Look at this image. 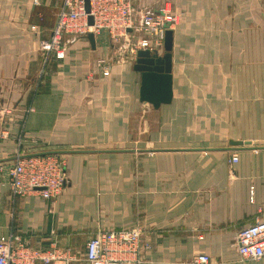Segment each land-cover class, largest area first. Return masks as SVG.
<instances>
[{
	"label": "crops",
	"instance_id": "0c3cea01",
	"mask_svg": "<svg viewBox=\"0 0 264 264\" xmlns=\"http://www.w3.org/2000/svg\"><path fill=\"white\" fill-rule=\"evenodd\" d=\"M130 2L138 39L145 11L168 3L177 13L172 98L157 108L139 99L135 57L109 64L106 34L93 46L63 35L61 58L41 49L63 0H0V239L18 234L88 264L90 237L138 228L148 244L141 264H192L201 253L207 264H264L240 259L235 245L239 230L264 219V148L229 149V140L264 145V0ZM182 106L188 141L158 126ZM146 133L152 145L134 147ZM117 148L135 151L55 154L65 182L52 199L10 191L15 156Z\"/></svg>",
	"mask_w": 264,
	"mask_h": 264
},
{
	"label": "built area",
	"instance_id": "2783aa9c",
	"mask_svg": "<svg viewBox=\"0 0 264 264\" xmlns=\"http://www.w3.org/2000/svg\"><path fill=\"white\" fill-rule=\"evenodd\" d=\"M170 4H162L157 11H145L139 18L138 28L144 37L136 39L130 47L133 57L138 49L162 50L164 32L175 21ZM93 23L87 22L83 0H63L49 39L41 44L44 51L55 50L57 58L63 57L62 37L74 38L93 33L106 34L112 42H122L135 27L134 9L130 0H90ZM34 28V27H32ZM120 48H118V51ZM104 62V59H100ZM108 71L105 70L104 74ZM58 155L44 154L17 158L8 167V181L14 196H28L38 192L44 199L56 197L65 182L63 163ZM238 160L231 154L229 162ZM250 192H252L250 190ZM141 230L127 228L101 231L90 237L85 246L88 264H141L139 252ZM237 252L243 260H256L264 256V219L255 220L239 230L235 237ZM73 254L55 248L42 250L27 244L18 234L11 233L0 239V264H69ZM209 256L201 253L194 257L193 264H207Z\"/></svg>",
	"mask_w": 264,
	"mask_h": 264
},
{
	"label": "water",
	"instance_id": "95a60500",
	"mask_svg": "<svg viewBox=\"0 0 264 264\" xmlns=\"http://www.w3.org/2000/svg\"><path fill=\"white\" fill-rule=\"evenodd\" d=\"M84 10L87 13L88 24L93 23L90 14V0H83ZM87 37L91 45H94L93 33H88ZM171 50H172V29L167 28L164 32L162 53L157 49L141 48L138 49L133 63V69L140 72L139 99L151 104L154 108L161 104L169 103L172 98V74H171ZM229 149L242 148H264V145H252L248 140H229ZM138 151H151L152 149H136ZM129 152L135 151L132 148L117 149H64L46 150L28 154H20L14 158H23L44 154H59L67 152Z\"/></svg>",
	"mask_w": 264,
	"mask_h": 264
},
{
	"label": "rangeland",
	"instance_id": "374dc122",
	"mask_svg": "<svg viewBox=\"0 0 264 264\" xmlns=\"http://www.w3.org/2000/svg\"><path fill=\"white\" fill-rule=\"evenodd\" d=\"M165 4V3H164ZM168 4V3H166ZM172 13V12H171ZM174 14L175 16V21L172 23V25H174L177 21V13H172ZM172 27V26H171ZM103 35H105L103 33ZM138 39L135 37V33H130L128 35V37L122 41V42H112L110 41L109 43V49L111 51L110 53V57L108 58V62L109 64H118V63H129L130 61H132V59L134 58L132 53H131V50H130V47L133 45V42ZM118 48H120V50L118 51ZM162 51V50H161ZM191 118V113L190 111L187 109L186 106H182L181 109L179 110H173L171 114H168L166 120L163 118V121L165 122H168L170 123L171 125H165L164 123H158V126L160 127L161 125L165 128V130H172L173 131V137L174 138H178L179 141H183V140H186L188 141L189 140V137L187 139H185V137L188 136L187 132H189V120ZM144 121L142 122V127L144 126ZM131 127H132V130H133V123H131ZM158 127V128H159ZM172 128V129H171ZM152 129H157V128H152ZM134 135V131L132 132L131 136ZM141 141L139 142H133V146L134 147H150L152 144H150V142H154V141H151V140H148V134H143L141 136ZM172 140V139H171ZM170 140V141H171ZM174 141V140H172ZM56 158H60V157H56ZM144 243V241L141 240V244ZM148 248V244H147V247H145L144 245L141 246V249H140V252H139V260L140 262L142 263L141 261V254L142 252ZM198 255V254H197ZM196 256V255H195ZM193 256L191 258V263L193 264V259L194 257ZM240 259L241 257L238 256ZM210 259V258H209Z\"/></svg>",
	"mask_w": 264,
	"mask_h": 264
}]
</instances>
